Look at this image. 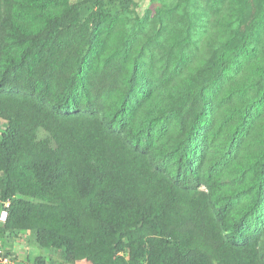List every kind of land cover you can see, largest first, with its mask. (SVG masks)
<instances>
[{
  "label": "trees",
  "instance_id": "obj_1",
  "mask_svg": "<svg viewBox=\"0 0 264 264\" xmlns=\"http://www.w3.org/2000/svg\"><path fill=\"white\" fill-rule=\"evenodd\" d=\"M136 5L0 0V244L264 264V0Z\"/></svg>",
  "mask_w": 264,
  "mask_h": 264
},
{
  "label": "rangeland",
  "instance_id": "obj_2",
  "mask_svg": "<svg viewBox=\"0 0 264 264\" xmlns=\"http://www.w3.org/2000/svg\"><path fill=\"white\" fill-rule=\"evenodd\" d=\"M172 0H136L137 2V5L133 8V10L131 11L130 15L128 16V19H132L131 21L135 20V19H142L145 17L146 13L148 12V15L149 17H152V15L154 14L155 12V9L157 7H159L160 5H162L163 2H166V3H169L171 2ZM229 153V149L227 147H221L220 151H219V157L221 156H224L226 154ZM237 175L235 173H231L226 181H229V182H232L233 179L236 177ZM261 228H264V226L260 225L259 226V229ZM19 237H18V243L19 245L17 246V249L13 250V247H14V244L12 245V249L8 250V249H0V260L1 258L3 259L4 256L5 257H10L12 259H14L15 263L18 261V257L15 256L16 253L18 254L19 252V255L20 256H23L24 259L22 260H19L20 262H17V263H20V264H25V259H26V256L24 255L25 254V246H27V243H28V248H29V252L32 253V254H44V253H47L50 251V249H45V248H39L37 247L35 244H34V238H33V235L29 232H19ZM20 237H23L24 240H20L19 238ZM10 241H11V238H10ZM15 242V239L13 240V243ZM1 246V244H0ZM60 258L62 256H59ZM58 257V258H59ZM28 263H31V261L27 259L26 261V264ZM45 264H51L49 261H48V258H46V263ZM54 264H58L57 261L54 262ZM65 264L66 263V260H65ZM74 264H91L90 262H87L85 260H81V261H76Z\"/></svg>",
  "mask_w": 264,
  "mask_h": 264
},
{
  "label": "crops",
  "instance_id": "obj_3",
  "mask_svg": "<svg viewBox=\"0 0 264 264\" xmlns=\"http://www.w3.org/2000/svg\"><path fill=\"white\" fill-rule=\"evenodd\" d=\"M19 239L22 240V241L24 240L23 237H20ZM18 242H19L18 239H15V242H14V243H13V240H12V243L14 244V247H13L14 252H15V250L17 249V246L19 245ZM28 246H29V245H28V243H27V246L24 247V248H25V249H24V250H25V254H24V255L26 256L25 264H26V261H27V255H28V254H32V253L29 252V248H28ZM0 249H5V247H4L3 245H1V246H0ZM49 252L51 253V251H49ZM49 252L44 253V254H48ZM19 253H21V252H19ZM19 253H18V254L16 253V255H15V256L18 257V261H17V262H20L19 260L24 259L23 256H20V255H19ZM33 255H36V254H33ZM79 261H81V260H79ZM17 262H16L15 264H20V263H17Z\"/></svg>",
  "mask_w": 264,
  "mask_h": 264
},
{
  "label": "built area",
  "instance_id": "obj_4",
  "mask_svg": "<svg viewBox=\"0 0 264 264\" xmlns=\"http://www.w3.org/2000/svg\"><path fill=\"white\" fill-rule=\"evenodd\" d=\"M4 205H5V207H8L9 202L8 201L7 202H4ZM6 215H7L6 210H3V211L0 212V221L1 222H4L5 221ZM0 264H15V261H14V259H12L10 257H5L4 256L3 259L1 258Z\"/></svg>",
  "mask_w": 264,
  "mask_h": 264
},
{
  "label": "clouds",
  "instance_id": "obj_5",
  "mask_svg": "<svg viewBox=\"0 0 264 264\" xmlns=\"http://www.w3.org/2000/svg\"><path fill=\"white\" fill-rule=\"evenodd\" d=\"M6 202H7V201H6ZM8 202H9V201H8ZM4 207H5V205H4ZM5 208H7V207H5ZM3 210H6V209H2L1 211H3ZM1 211H0V212H1ZM6 216H7V215H6ZM5 221H6V219H5ZM5 221H4V222H5ZM4 222H1V221H0V223H4ZM20 232H22V231H20ZM19 234H20L19 232L17 233V235H16V234H13V235H12V238H11V236H10L11 241L14 240V239H18Z\"/></svg>",
  "mask_w": 264,
  "mask_h": 264
}]
</instances>
